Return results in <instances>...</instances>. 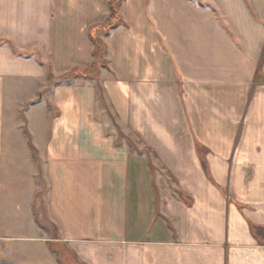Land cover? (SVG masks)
Returning a JSON list of instances; mask_svg holds the SVG:
<instances>
[{"label": "crops", "instance_id": "1", "mask_svg": "<svg viewBox=\"0 0 264 264\" xmlns=\"http://www.w3.org/2000/svg\"><path fill=\"white\" fill-rule=\"evenodd\" d=\"M109 2L0 0V243L35 242L33 264H264V0H121L98 79L50 82L93 60Z\"/></svg>", "mask_w": 264, "mask_h": 264}, {"label": "rangeland", "instance_id": "2", "mask_svg": "<svg viewBox=\"0 0 264 264\" xmlns=\"http://www.w3.org/2000/svg\"><path fill=\"white\" fill-rule=\"evenodd\" d=\"M119 1V0H117ZM121 3V0H120ZM119 3V4H120ZM108 30L105 29H101L99 32V35L96 33V36H98V38L101 40L102 42V58L101 59H96V54L94 55L93 60L87 65L86 69L84 72H87V74L83 73V74H78V75H73V74H65L62 75L61 77H58L57 79H53L54 76H52V74L50 73V71L48 72V78L50 79L49 81H53L54 83L56 82H71L74 79H79V80H93V79H98V72L100 67L102 66H106V59H105V54L107 52V47L105 42L103 41V37L102 35H106L108 33ZM93 47H94V43H93ZM94 49V48H93ZM104 61V62H103ZM103 62V63H102ZM70 77V79L66 78ZM105 112H107L108 117L110 118V124L113 126V121H114V117L112 115V113L110 112V110L108 108H106ZM120 139H124L129 145H133L135 146V142L132 140V138L130 136H122L119 135ZM156 172V171H155ZM159 172L165 177V179L170 181V178L168 177V175L162 171L161 169L158 170V172H156V174L158 175ZM36 181L39 184V187H37V190H34L32 193V197H33V201H34V205H35V214L37 215V217L39 219L40 218V214L42 215L43 213V209H44V200H43V193L45 191V184L43 182V179L41 177V172H37L36 175ZM35 192V193H34ZM8 201V200H7ZM4 205V204H3ZM1 206V208H3L4 206ZM3 210V209H2ZM7 214V213H6ZM3 217L0 218V222H13L14 219L12 217L9 216V214H7V216L5 215V213H2ZM40 221V220H38ZM41 221H45L47 222V219L45 217H43V220ZM40 223V222H39ZM51 226V229H49L48 231L52 232L55 231V227ZM15 239H6V241L4 242V244L0 243V259L5 258L9 261V264H33V258L36 257V243L35 242H31V241H13ZM60 254H62L60 251H57V257L60 258ZM46 258V257H45Z\"/></svg>", "mask_w": 264, "mask_h": 264}, {"label": "trees", "instance_id": "3", "mask_svg": "<svg viewBox=\"0 0 264 264\" xmlns=\"http://www.w3.org/2000/svg\"><path fill=\"white\" fill-rule=\"evenodd\" d=\"M119 3H120V0L119 1H117V0H110L109 5H110V9H111V20L109 22H107V23L101 24L100 26H98L96 28L91 29V31H90L91 40L94 43L93 54L94 55L95 54L97 55L96 56V59L97 60L102 58V50H101V47H102L103 44H102L101 40L98 38V36H96L95 30L96 29H105V30H107L116 21H119L120 20L119 19V16H118V6H119ZM19 52L22 53V54H28V52H26V51H19ZM85 69H83V68H73L72 70L69 71L68 74H73V75H78V74H83V73L84 74L85 73L87 74V72H84ZM66 78L70 79V77H67V76H66Z\"/></svg>", "mask_w": 264, "mask_h": 264}, {"label": "water", "instance_id": "4", "mask_svg": "<svg viewBox=\"0 0 264 264\" xmlns=\"http://www.w3.org/2000/svg\"><path fill=\"white\" fill-rule=\"evenodd\" d=\"M0 264H9V261L5 258L0 259Z\"/></svg>", "mask_w": 264, "mask_h": 264}]
</instances>
